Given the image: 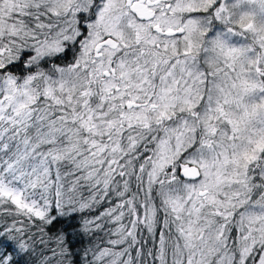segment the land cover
I'll list each match as a JSON object with an SVG mask.
<instances>
[{"label":"snow or ice","instance_id":"obj_1","mask_svg":"<svg viewBox=\"0 0 264 264\" xmlns=\"http://www.w3.org/2000/svg\"><path fill=\"white\" fill-rule=\"evenodd\" d=\"M0 264H264V0H0Z\"/></svg>","mask_w":264,"mask_h":264}]
</instances>
